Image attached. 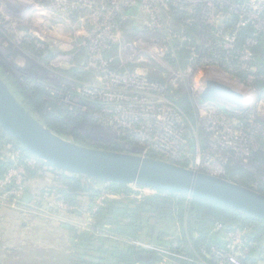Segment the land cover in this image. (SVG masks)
Listing matches in <instances>:
<instances>
[{"label": "rangeland", "instance_id": "obj_1", "mask_svg": "<svg viewBox=\"0 0 264 264\" xmlns=\"http://www.w3.org/2000/svg\"><path fill=\"white\" fill-rule=\"evenodd\" d=\"M3 2L7 6L4 10ZM19 3L18 0H0V22L10 30V33H4L6 36L0 35V79L29 112L25 98L16 90L41 85L50 92L56 106L86 119L77 128L85 138L83 144L70 136L60 137L91 150L110 152L107 148H119L121 154L133 157L153 156L264 195V68L260 64L264 61V0H59V13L52 16L54 29L50 34L39 35L41 41L34 50L26 45L25 38L37 32L34 27L36 14L31 9H23L27 25L21 19L23 23L19 27L16 26L17 19L12 20L6 15L17 11L20 16ZM194 51L200 61L189 64ZM207 52L219 55L212 61ZM214 66L222 71L225 79L211 77V74L207 77ZM142 79L146 84L166 87L167 98L173 103L185 99L191 102L187 112L182 105L176 104L183 114L180 116L183 130L177 146H182L183 153L177 160L160 152L164 151L163 146L173 143L172 135L157 130L152 121L148 125L140 117L135 119L126 115L140 114L143 110L140 107L136 110L135 106L142 101H160L162 98L144 90L145 86L142 90L135 88L136 82ZM207 80H217L231 87L243 98L246 96L253 101V107L244 103L241 110H231L224 120L220 118L214 128L217 130H208V110L203 105ZM45 111L46 115L55 112L52 105ZM144 112L147 111L142 114H146ZM30 113L45 125L39 114ZM158 116L154 113L155 122ZM158 135L162 138H157ZM208 138L217 142L216 148L208 150ZM33 157L0 128V164L14 162L5 172L0 171L1 176H12L10 187L17 184L22 172L21 184L25 192L33 191V196L36 193L34 204L26 211V223L30 227L35 221L41 224L56 221L52 213L69 214L73 208L83 213L81 217L75 216L77 220L68 221L70 225L86 228L85 223L88 224L91 218L92 229L100 221L98 216L96 220L93 217L98 209L107 201L123 198L106 191L111 183L87 177L85 184L89 193L82 197H85L83 202L91 203L90 209L79 205L81 196L75 197V205H69L62 195H67L66 186L71 183L66 177L81 175L42 160L32 167L29 160ZM214 161L217 171L211 170ZM126 186L131 190L129 197L144 207L142 218L149 228L146 237L154 243L149 245L141 242V235L132 238L129 234L120 235L117 240L111 231L117 230V224H127L126 221L107 223L99 230L104 240L102 254L122 264L118 261L119 253L128 255L130 248L144 246L149 247L148 252L156 255V259L161 258L155 264H173L176 261L159 242L171 241L175 248L183 247L184 252V245L190 243L192 247L187 248L195 250L193 244L205 233V225L193 223L185 215L181 220L173 211L172 201L163 210L153 207L150 198L157 196L156 189L136 184ZM98 192L96 199H89V194L95 196ZM9 200L0 203L21 209L13 207L12 199ZM61 203L67 210L60 207ZM247 216L249 220L241 217L237 221L236 226H244V229L235 230L239 232L237 238L250 234L264 242V226L257 221L259 219ZM77 233L74 231L73 236ZM216 233V229L211 230L210 237ZM51 235L55 233L51 232ZM78 251L74 249L75 254ZM196 253L185 256L183 261L207 264ZM0 264H3L2 260ZM257 264H264L262 256L258 257Z\"/></svg>", "mask_w": 264, "mask_h": 264}, {"label": "water", "instance_id": "obj_2", "mask_svg": "<svg viewBox=\"0 0 264 264\" xmlns=\"http://www.w3.org/2000/svg\"><path fill=\"white\" fill-rule=\"evenodd\" d=\"M203 100L230 111L244 107L243 95L217 80H207ZM0 128L34 157L66 172L111 184H136L186 194L264 221V195L250 188L152 157L91 150L64 140L21 106L1 79ZM23 200L29 203L30 194H24ZM141 258L148 263L152 259Z\"/></svg>", "mask_w": 264, "mask_h": 264}, {"label": "trees", "instance_id": "obj_3", "mask_svg": "<svg viewBox=\"0 0 264 264\" xmlns=\"http://www.w3.org/2000/svg\"><path fill=\"white\" fill-rule=\"evenodd\" d=\"M264 42V40H263ZM28 47L33 50L36 49L33 44H26ZM208 53V52H207ZM206 53V54H207ZM261 64V67L264 68V61ZM264 84V83H262ZM23 88V87H22ZM16 92L23 98H25V106L30 110L39 114L42 117L43 123L54 133L59 136H70L83 144L85 138L78 133L77 128L80 123L85 120H82L79 114L70 112L66 108H60L56 106V102L52 100V96L46 87L41 85H35L33 87H25L23 90L21 88L17 89ZM184 107L185 111H189L191 108V102L189 99H185L183 102H178ZM53 106L55 110L54 113L46 115V109L49 106ZM84 119V118H83ZM193 143L190 144V148L193 149ZM112 152H121L119 148H107ZM153 157V156H151ZM13 161L6 162L5 164H0V171L5 172L7 167L13 165ZM41 165H47L41 162ZM48 166V165H47ZM33 173V172H32ZM63 175V174H62ZM71 175V174H69ZM68 176V175H66ZM70 180L71 183L67 184V195L62 194L69 205H75L76 196L87 195L89 189L85 184V180L88 178L85 176H68L66 177ZM69 189V190H68ZM106 191L114 195H122L118 201H107L105 205L98 209V212L93 216L95 220L97 216L100 218L98 221V229L96 226L92 229L90 233L78 232L75 236L77 247L80 248L79 252L76 254V259L82 260L89 264H118L114 259L109 256L102 254L103 248V238L99 233L102 226L108 224H113L118 221H126L127 224L120 223L117 224V230L111 231V235L115 239H120L119 236H125L129 234L132 238H140L141 242H148L149 245L154 242L147 240L146 236L148 235V226L142 218V214L145 212L142 205L136 204V201L132 200L129 196L131 190L128 186L123 184H109L106 188ZM156 197L150 198L151 204L158 209H164V206L171 201L173 204V211L180 217L182 220L185 216H188L190 221L193 223H201L203 226L207 227L205 233L194 242V251L188 249L187 247H192L190 243L184 245L186 248L185 253L183 247L175 248L174 243L171 241H165L159 244L163 248H167L168 255L175 261L187 264L184 260V257H189L192 254H197L198 252L207 262V264H214L210 256L211 249L213 247L222 248L225 246V237L226 233L229 231H235L236 229H244V226H236L238 219L241 217L245 220H249L246 214L238 212L234 209L225 207L223 205L217 204L215 202L197 198L189 197L186 194H177L168 191L156 190ZM96 195H90V200L96 199ZM95 197V198H94ZM252 219V218H251ZM256 220L255 218H253ZM262 226H264V221L257 220ZM221 225V229H217V226ZM216 229V236L210 237V231ZM103 232V230H102ZM148 243L146 245H148ZM157 244V241H156ZM180 245H183L182 242H179ZM247 248V253L245 254L243 260L247 264H257V259L259 256H262L264 252V242H260L255 235L247 234L244 239V248ZM77 248V249H78ZM149 247L144 246H134L130 248V253L128 255L118 254L122 264H142V256L152 257V264L159 262L161 258L156 259V255H153L148 252ZM190 253V254H189ZM192 253V254H191ZM189 255V256H188ZM208 256V257H207ZM121 264V263H120Z\"/></svg>", "mask_w": 264, "mask_h": 264}, {"label": "built area", "instance_id": "obj_4", "mask_svg": "<svg viewBox=\"0 0 264 264\" xmlns=\"http://www.w3.org/2000/svg\"><path fill=\"white\" fill-rule=\"evenodd\" d=\"M18 1L20 2L19 4L21 5V8H22V11H19L18 13L21 15L20 16L17 15L16 14L17 11H11L9 14H6V13L5 14L8 15L9 18H12V20L19 19V21L16 20V22L18 23L16 25L17 27H19V25L22 24L23 21H25V24L27 25V19H26L27 16L25 15L23 9L25 8L26 10L31 9L32 12L36 14L35 15L36 22H35L34 27L37 32H35L34 34L31 33L32 35L29 37H26L25 41H27V44H33L35 48H38L39 42L41 41L39 35L40 34H50L52 33V30L55 27L54 19L52 16H55L56 14L59 13L58 12L59 10L58 5H60L59 0H34V2H28L27 0H18ZM39 5H41V7H39ZM1 6H3L2 7L3 10L4 8H7L6 2H3ZM66 7L68 6L66 5ZM21 19H23V21ZM4 33H10V30H8V28L5 25H2L0 22V35H3ZM21 41L22 40H20V42ZM210 52L209 54L208 53L207 54H208V57H211V60L213 61L214 58L216 56L218 57L219 54L216 52H212V53ZM193 53H194V56H191V59H189V62H190L189 64L198 63L200 61V57L198 56L197 52L194 51ZM211 69H214L215 71L216 70L220 71V69L216 68L215 66L211 67ZM208 75L210 74H207V77ZM144 86H145L144 90L147 89L148 91L161 95L162 96L161 100L160 101L152 100L149 102L142 101L141 104H138L137 106H135L136 110L140 107V110L147 111V112H144L146 114H142L143 111H141L140 114L131 112V114H126V115H130L131 117H134L135 119H138V117H140V119L145 120L148 125H150L149 123H151L152 121L154 122V124L156 123L155 127L157 130H159L160 132L165 131L167 134L172 135L171 138H174L173 143L163 146L162 148H164V151H160V150L158 151H160L163 155L170 158L171 160H177L183 153V150L181 149L182 146L180 148H177V146H179L178 142L180 141L182 130H183V126L181 125L180 127L181 119H182L180 116L181 115L183 116V114L181 113V109L179 106L176 105L177 104L176 102L173 103L170 100H168L167 96L169 92L167 91L166 87H163L162 85H149L148 82L146 84L145 80L142 79L140 80V82H136L135 88H137L138 90H142ZM203 103H204L203 105H204L205 110L206 109L208 110L207 112V116H208L207 123L208 124H206L207 125L206 128L208 130L215 131L217 130V128L216 129L214 128L218 126L219 119L222 118L224 120L225 117H228L226 113H229L230 110L215 102L203 101ZM150 113L153 115L150 116ZM154 113L159 114V116L156 118L157 122L154 121V118H153ZM179 127L181 129H179ZM140 134L142 135L141 132ZM157 138H162V137L158 135ZM207 142H208L207 143L208 150H211L217 147V142L213 141L212 138H208ZM186 155L187 154H185V156ZM38 163H39V159L36 157H33L31 160H29V165L32 167H35L36 165H38ZM217 168L218 166L216 162L214 161L213 164L211 165V170L217 171ZM21 174L23 173L21 172L20 175L18 176L17 184L9 187L12 181V176H9V178H5V177L3 178L0 172V188H1L0 190H2L1 191L2 199L5 202H9L10 201L9 199H12L13 207L21 206L22 198L25 194L24 185L21 184L22 182ZM99 204H100V201L98 202V205ZM60 207L62 209L67 210V206L63 205L62 203ZM221 228H222L221 225L217 226L218 230ZM238 235H239L238 231H229L228 233H226L225 246L222 248L213 247L211 249V253L209 257H211L214 264H247L243 260L245 254L247 253V248L246 247L244 248L245 237L237 238ZM262 260L264 262V252L262 254ZM173 264H183V263L176 261Z\"/></svg>", "mask_w": 264, "mask_h": 264}, {"label": "crops", "instance_id": "obj_5", "mask_svg": "<svg viewBox=\"0 0 264 264\" xmlns=\"http://www.w3.org/2000/svg\"><path fill=\"white\" fill-rule=\"evenodd\" d=\"M1 193L0 190V195ZM32 193L33 191L28 193L31 196L29 203L24 202L22 198L21 209L10 208L8 205L0 203V260H2V263L89 264L78 258L76 259L74 249L78 247L73 232L90 233L93 229L90 226L91 218H89L88 224L85 223L86 228L80 229L70 225L68 221L77 220L83 213L79 209L72 208V213L68 211L69 214L59 212L57 215L56 212L52 213L56 221L45 224L35 221L34 226L30 227L26 223V211L34 204L36 193L34 196ZM84 198V196L79 198V205L82 208L89 207L91 203L87 202L86 204V202H83ZM94 205L91 206V210L94 209ZM32 231L35 233H32ZM51 232L55 235H51ZM142 262V264H152L154 261L151 260L148 263L142 259Z\"/></svg>", "mask_w": 264, "mask_h": 264}, {"label": "bare ground", "instance_id": "obj_6", "mask_svg": "<svg viewBox=\"0 0 264 264\" xmlns=\"http://www.w3.org/2000/svg\"><path fill=\"white\" fill-rule=\"evenodd\" d=\"M208 74H211L210 76L211 77H219V78H223V79H225L224 78V75H223V73L221 72V71H218V70H213V71H211V73L209 72ZM209 76V75H208ZM234 83V82H233ZM244 103L250 108V107H253V101H251L250 99H248L246 96H245V98H244Z\"/></svg>", "mask_w": 264, "mask_h": 264}]
</instances>
